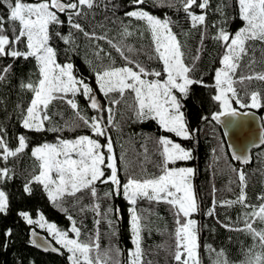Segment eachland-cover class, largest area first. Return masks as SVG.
I'll return each instance as SVG.
<instances>
[{
	"label": "snow or ice",
	"instance_id": "6c2138e0",
	"mask_svg": "<svg viewBox=\"0 0 264 264\" xmlns=\"http://www.w3.org/2000/svg\"><path fill=\"white\" fill-rule=\"evenodd\" d=\"M132 9L125 11L123 16L129 23L115 19L110 20L116 26V35L110 36L104 24H94L92 30H86L83 21L95 20L93 15L97 9L109 8L106 0H38L36 3H26L25 0H0V58L8 57L13 62L23 59L35 61V79L28 77L20 79L18 87L21 92H30L31 99L27 106L17 104L20 126L27 132L64 131L86 128L91 135H79L75 139H60L57 144L45 143L31 151V156L38 162V171L33 172L22 186V196L32 197L34 185L40 186L49 203L59 210L68 213L64 207L66 197H74L78 203L80 197L76 194L88 190L94 199H99L97 183L109 185L104 192V198L123 195L130 205V232L132 248L128 251L126 264H152L145 261L143 248L144 232L148 225L144 215L138 210L137 203L146 199L156 204L169 206L174 218V232L171 257L174 264H201L199 229L194 213L201 211L200 204L194 192L193 178L196 169L178 166L181 162L194 160L193 148H186L176 142L172 136L160 135L155 139L160 163L157 165L159 174L150 177L132 175L127 170L125 178H121V164L125 158L119 157L114 148V140L109 134L111 129L120 130V124L115 118L118 106H126L137 123L154 121L161 132L171 133L181 140L194 141L198 128L191 127L188 119L187 102L194 97V86L211 88V99L215 101L220 111L211 115V120L219 121L221 116H236L232 107L235 101L241 108L264 107V94L259 91L245 93L249 102H245L235 85H243L245 81H264V71H252L237 75L241 69V61L254 51V42L264 45V0H237L240 19L245 26L231 33L225 27L227 17L221 6L215 11L223 17L221 23H209L208 13L211 10V0H153L157 7L176 8L187 21L190 36L199 34V46L191 57L186 59L187 47L174 31V22L167 15L161 19L146 10L143 5L146 0H129ZM115 8V4H112ZM131 21L143 22L144 29L140 35L147 32L151 38L149 50L134 48L125 43L132 36ZM67 25V34L60 29ZM96 27L104 29L97 33ZM209 27L215 29L211 39L221 49L219 67L214 69L213 83L205 82L203 76H197V62L204 51V42L209 38ZM82 34L89 43L95 41L94 56L99 61L107 57L108 63H92L89 67L95 79V88L84 76H78L75 66L68 58L65 63L58 61V50L51 41L60 40L67 46L66 52H75L78 45L76 34ZM104 41L107 48L100 46ZM23 46L21 49L20 46ZM114 53L123 61L117 66ZM264 54V51H262ZM147 56V61H156L153 66L141 57ZM251 60L247 67L255 64ZM14 73L13 63L0 65V84L6 83ZM97 90L107 101L101 103ZM79 98H82L86 108H82ZM131 103H128V101ZM66 104L73 113V119L57 125L50 113V106ZM86 109H91L95 115L89 116ZM106 113V115H105ZM209 117L202 116L201 120ZM17 146H9L7 131L0 125V216H8L15 211V216L30 228L38 226L45 229L56 241L59 248L52 251L59 255H67L68 264H121L118 257L121 250L118 246L102 249L98 231L81 239L82 229L71 214L67 215L70 227L61 230L55 223H50L39 210L30 211L19 207L13 209V201L6 186L15 178V171L8 166L9 159L18 157L28 147L27 138L20 134L16 137ZM264 144V135L260 137ZM233 159L248 163L246 156L233 152ZM239 182V194L234 200L217 201L213 198L212 206L204 213L213 217L227 231L244 232L253 241L244 253L241 264H264V193L256 197L259 203L248 202L246 192L247 177L243 170H236ZM215 192V189H214ZM239 205L243 210L233 221L221 220L217 207L231 208ZM75 206V204L73 205ZM84 211V208L80 209ZM97 217L106 220L111 235L117 232L115 221L110 214L115 213L116 220L121 219L119 208L113 209L111 204L101 212L100 204L95 203L91 209ZM100 219L94 221L99 225ZM71 233V235H70ZM33 235L35 232L33 230ZM13 236V229L3 231L4 248ZM34 246H40L33 240ZM209 251L215 252L214 264H235L229 261L223 248L216 250L211 245ZM47 250V248H45Z\"/></svg>",
	"mask_w": 264,
	"mask_h": 264
},
{
	"label": "trees",
	"instance_id": "16d2710c",
	"mask_svg": "<svg viewBox=\"0 0 264 264\" xmlns=\"http://www.w3.org/2000/svg\"><path fill=\"white\" fill-rule=\"evenodd\" d=\"M26 3H36L38 0H25ZM109 3L107 10L101 8L94 12L95 20L83 21L86 30H92L94 24H104L110 36L116 35V26L109 23L110 20H123L129 23L128 18L123 16L125 11L131 10L132 5L129 0H106ZM115 4V8L112 4ZM221 6L224 15L227 17L225 27L231 33L245 26V22L240 19L239 5L237 0H211V10L208 13V20L221 23L223 17L219 12L215 11L217 6ZM143 7L153 15L165 18L167 15L176 22L174 31L179 33V39L185 42L187 47L186 59L191 62V57L195 54L196 48L199 46V34L193 33L190 36H185L183 33L188 31V24L183 14L176 8L157 7L153 0H146ZM2 14V12H0ZM132 36L127 37L125 43L134 48H143L149 50L151 45L150 35L143 31L144 25L140 21H131ZM97 33H102L104 29L96 27ZM63 34H67V25L60 29ZM215 29L209 27V38L204 42V51L201 54V59L197 62L198 71L196 75L203 76L208 84H212L214 69L219 67V56L221 54L220 46L210 37L215 34ZM76 44L78 48L75 52H66V45L62 41L56 39L51 41L52 45L58 50V61L65 63L68 58H71L75 66V71L78 76H84L88 82L95 88V79L89 67V62L100 64L108 63L107 57L101 62L94 56L95 41L89 43L82 34H76ZM100 46L107 48L104 41H99ZM255 48L241 61V69L237 75L248 74L252 71H264V45L260 42H254ZM21 49L23 46H20ZM117 59V66L123 63L114 53ZM256 60L255 64L247 67L251 60ZM145 62L155 66L156 61H147V56L141 57ZM13 63L14 73L11 79L6 83L0 84V125H3L7 131L9 146L15 148L17 146L16 137L23 134L27 138L28 147L18 157L10 158L8 166L15 171V178L8 183L6 190L9 192L13 201V209L23 207L30 211L39 210L42 212L50 223H55L61 230L67 231L70 227V221L66 218L71 214L77 220L78 226L82 229L81 239H87L89 235L95 234L96 231L100 234V244L102 249H107L110 244L118 246L121 254L118 259L121 264L127 262L126 255L131 244L130 232V214L128 208L130 205L123 198V195L113 197L111 200L104 198V192L109 189V185L97 183L98 197L94 199L88 190L78 192L76 195L80 197L78 203L74 197H66L64 207L68 208L69 212L65 213L56 207H53L46 195L43 193L40 186L34 185V193L32 197L22 196V186L25 180L33 172L38 171V162L31 156L32 149L41 146L45 143L56 144L60 139L72 140L79 135H91L86 128L80 127L70 129L65 127L64 131H45V132H27L20 126L19 110L17 104L27 106L31 99L30 92H21L18 87L20 79L32 77L35 79L36 66L35 61L23 59L13 62L11 58H0V65ZM239 95L245 102H249L248 96L245 93L259 91L264 94V81L252 80L245 81L243 85L237 83L235 85ZM213 90L211 88H201L194 86V97L187 102L188 119L191 127L198 128L196 139L194 141L181 140L173 136L171 133H164L158 128L154 121H146L144 123L135 122L132 118L130 109L126 106H118L115 112V118L120 124V130L111 129L110 135L114 140V148L119 157L125 158L121 164V178H125L127 170L132 175L140 177H150L159 174L157 165L160 163V157L155 144V139L160 135L172 136L176 142L181 143L186 148H193L194 160L181 162L178 166L193 167L196 169V174L193 178L194 192L200 204L201 211L193 214V218L197 220L199 229L200 243V260L201 264H214L215 252L209 251L208 245L213 249L219 250L223 248L227 254L229 261L235 264H241L244 259V253L252 245L253 241L249 235L244 232L227 231L221 227L216 219L207 217L204 213L212 206L213 198L217 201L234 200L239 194V182L235 171L243 170L247 177V196L248 202L257 204L256 197L264 193V147L255 150L252 153V163L246 167H240L238 163L231 160L227 147L224 141L221 129L215 125L210 116L214 112L220 111L218 104L211 99ZM97 97L101 103L106 104L101 93L97 90ZM81 107L86 108V104L82 98L78 97ZM128 103H131L129 100ZM235 109L240 111L253 110L257 112L263 120L264 107L259 108H241L239 105L232 102ZM89 116L95 115L91 109H86ZM50 113H54L53 120L57 125H64L65 121L73 119L72 110L63 103L57 102L55 106H50ZM106 115V113H105ZM202 116L209 117L208 120H201ZM264 125V120H263ZM215 189V192H214ZM95 203L100 204V210L103 212L111 204L113 209L119 208L121 219L116 220L115 213L110 214V218L115 221L112 226L115 228L117 235H111L112 228L106 220L97 217L91 210ZM75 204V206H73ZM138 210L144 215L145 222L148 227L144 232L143 248L145 250V261H151L152 264H174L171 257L172 245L174 244V218L169 206L166 204H156L149 202L146 199H140L137 203ZM84 208V211L80 209ZM243 210L239 205L231 208L217 207V214L221 220L227 222V218L233 221ZM100 219L101 222L97 226L94 221ZM7 228L13 229V236L8 241V247L4 248L5 238L3 231ZM35 229L44 234L49 240L56 244L54 238L48 234L46 230H41L37 226L30 228L28 225L21 222L15 216V211L9 213L8 216H0V264H68L67 253L58 256L54 254H45L31 246L29 241V232ZM71 235V233H70Z\"/></svg>",
	"mask_w": 264,
	"mask_h": 264
},
{
	"label": "water",
	"instance_id": "95a60500",
	"mask_svg": "<svg viewBox=\"0 0 264 264\" xmlns=\"http://www.w3.org/2000/svg\"><path fill=\"white\" fill-rule=\"evenodd\" d=\"M236 111L237 115L234 117L221 116L219 121H214L211 120L210 116V120L221 129L231 160L238 163L240 167H246L252 163V153L264 147V144L260 143V137L264 135V125L262 117L257 112L253 110L240 111L238 109ZM233 152L246 156L249 162L243 163L240 160L233 159ZM33 230L35 235H33ZM33 240L40 246H34L32 244ZM29 241L34 249L42 253L61 256L52 251L53 247H58L44 234L35 229L30 230Z\"/></svg>",
	"mask_w": 264,
	"mask_h": 264
},
{
	"label": "rangeland",
	"instance_id": "374dc122",
	"mask_svg": "<svg viewBox=\"0 0 264 264\" xmlns=\"http://www.w3.org/2000/svg\"><path fill=\"white\" fill-rule=\"evenodd\" d=\"M232 107H233V105H232ZM234 108V107H233ZM263 120H264V116H263ZM59 143V142H58ZM57 144V143H56ZM139 201V200H138ZM38 227V226H37ZM39 229H41V230H45V229H43V228H40V227H38ZM49 234V233H48ZM50 235V234H49ZM50 236H52V235H50ZM53 237V236H52ZM55 240V239H54ZM56 242V241H55ZM126 260H128V254L126 255V258H125Z\"/></svg>",
	"mask_w": 264,
	"mask_h": 264
}]
</instances>
